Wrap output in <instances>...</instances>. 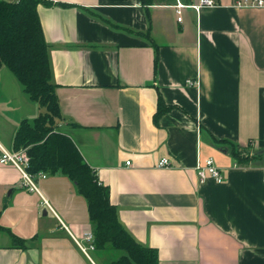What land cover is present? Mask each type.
Here are the masks:
<instances>
[{"label": "crops", "instance_id": "0c3cea01", "mask_svg": "<svg viewBox=\"0 0 264 264\" xmlns=\"http://www.w3.org/2000/svg\"><path fill=\"white\" fill-rule=\"evenodd\" d=\"M49 1L68 4L38 7L58 130L109 187L126 231L159 264H264V8L217 0L180 23L167 0ZM41 113L2 68L0 154L16 151L21 122ZM164 158L170 165L158 167ZM210 158L223 183L200 181L196 167ZM38 174L32 191L19 168L0 163V226L28 240L13 248L0 230V264L117 259L78 246L94 230L76 184Z\"/></svg>", "mask_w": 264, "mask_h": 264}, {"label": "trees", "instance_id": "16d2710c", "mask_svg": "<svg viewBox=\"0 0 264 264\" xmlns=\"http://www.w3.org/2000/svg\"><path fill=\"white\" fill-rule=\"evenodd\" d=\"M144 2L162 0H143ZM186 1V0H184ZM68 5L49 0H0V70L9 69L21 82L29 99L43 113L23 120L15 137L16 151L30 160L29 172L68 176L88 201L90 220L98 250H115L120 256L111 264H159L158 251L139 244L122 226L117 208L111 203L110 189L85 161L74 141L58 130L62 115L52 80L50 46L44 37L38 7ZM238 160L244 159L235 152ZM11 247L27 249L28 240L10 230Z\"/></svg>", "mask_w": 264, "mask_h": 264}, {"label": "built area", "instance_id": "2783aa9c", "mask_svg": "<svg viewBox=\"0 0 264 264\" xmlns=\"http://www.w3.org/2000/svg\"><path fill=\"white\" fill-rule=\"evenodd\" d=\"M171 2V7L175 10L177 15L178 22H183L184 20V11L188 9L195 10L199 12L202 8L205 7H216L218 6L217 0H197V2L188 4L183 0H167ZM237 9H262L264 8V0H234L232 5ZM189 84L192 86H197L198 82L189 81ZM0 163L3 165H13L21 170L26 179V182L31 186L32 191H38V188L33 180V175L29 172L30 169V160L24 151H14L9 152L2 150L0 154ZM130 165V162H127ZM170 165V161L167 158L162 159L158 167L165 168ZM237 166V165H236ZM196 171L202 183L206 182L209 178L216 180L218 183H223L225 178L221 170L216 166L212 158L206 160L204 164L199 163L196 167ZM38 175L46 177V174L40 172ZM43 204L48 206V201L43 200ZM85 244L83 241H76L80 249L84 254L90 257V252L95 250V238L92 232H86L83 235ZM95 264V262L93 263Z\"/></svg>", "mask_w": 264, "mask_h": 264}, {"label": "rangeland", "instance_id": "374dc122", "mask_svg": "<svg viewBox=\"0 0 264 264\" xmlns=\"http://www.w3.org/2000/svg\"><path fill=\"white\" fill-rule=\"evenodd\" d=\"M11 1H15V0H11ZM56 124H57V126H58V122L56 121Z\"/></svg>", "mask_w": 264, "mask_h": 264}]
</instances>
